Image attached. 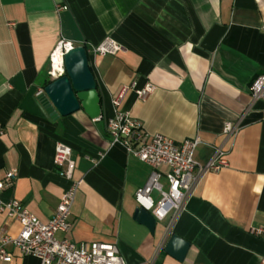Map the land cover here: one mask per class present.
Segmentation results:
<instances>
[{
	"label": "crops",
	"instance_id": "obj_1",
	"mask_svg": "<svg viewBox=\"0 0 264 264\" xmlns=\"http://www.w3.org/2000/svg\"><path fill=\"white\" fill-rule=\"evenodd\" d=\"M61 39L87 49L99 120L81 109L51 120L35 97L50 80L49 55ZM105 39L120 50L94 55ZM259 75L264 0H0V177L17 172L1 199L50 221L70 187L54 164L62 142L72 149L73 180L80 184L71 229L57 238L116 243L127 264H264V236L251 232L264 228V104L250 97ZM133 83L155 89L142 100ZM123 87L129 89L121 109L147 133L176 143L199 137L198 163L215 148L228 163L204 177L170 228L172 213L153 233L133 219L135 192L151 168L112 145L105 127ZM225 122L238 126L233 138L223 135ZM151 196L160 199L156 190ZM18 232L19 224L0 213V240ZM173 233L190 244L183 261L164 251ZM6 250L13 258L0 264H40L11 245Z\"/></svg>",
	"mask_w": 264,
	"mask_h": 264
},
{
	"label": "built area",
	"instance_id": "obj_2",
	"mask_svg": "<svg viewBox=\"0 0 264 264\" xmlns=\"http://www.w3.org/2000/svg\"><path fill=\"white\" fill-rule=\"evenodd\" d=\"M75 47L76 45L70 41L63 39L58 41L49 55L50 80L65 74L64 56ZM119 50L120 46L111 39H105L92 48L93 54L99 56L115 55ZM130 88L142 100L155 89L150 84L138 89L135 83ZM128 89L123 87L111 100L114 114L104 120L105 127L112 145H121L151 168L147 181L136 190L134 198L138 207L149 212L156 222L164 221L172 213L168 225L170 228L185 210L189 198L204 177L227 167L225 153L220 148H215L211 158L200 164L195 159V152L201 144L199 137L176 143L160 134L150 135L129 111L121 109L122 100ZM43 95L44 89L36 91L35 97L39 103ZM250 97L252 102L260 101L264 104V75H259L252 81ZM222 132L225 137L233 138L238 132V126L232 122H225ZM54 164L60 168L61 175L70 181V187L62 194L52 219L47 223L39 221L19 201L1 199L3 192L13 187L17 176L16 170H10L0 177V213H4L19 224V232L15 237L6 236L0 240V261L12 260V253L6 250V246L11 245L21 257H34L40 264H127L116 243L84 241L76 243L57 238V233H66L71 229L69 217L80 182L73 180L75 161L72 159V149L65 143H56ZM161 178L166 180L167 187L162 185ZM154 190L160 194L158 202L151 196ZM251 232L255 236H264L262 227L254 228Z\"/></svg>",
	"mask_w": 264,
	"mask_h": 264
},
{
	"label": "water",
	"instance_id": "obj_3",
	"mask_svg": "<svg viewBox=\"0 0 264 264\" xmlns=\"http://www.w3.org/2000/svg\"><path fill=\"white\" fill-rule=\"evenodd\" d=\"M65 74L50 80L44 87L40 107L51 120L69 116L80 109L92 120L101 116V97L97 90L95 76L90 67L89 55L84 46H76L64 56ZM133 219L145 226L151 233L156 227L155 218L146 210L137 208ZM190 244L172 234L165 245V253L183 261Z\"/></svg>",
	"mask_w": 264,
	"mask_h": 264
},
{
	"label": "trees",
	"instance_id": "obj_4",
	"mask_svg": "<svg viewBox=\"0 0 264 264\" xmlns=\"http://www.w3.org/2000/svg\"><path fill=\"white\" fill-rule=\"evenodd\" d=\"M48 83H50V80L47 78L46 81H45V83H44V87H45Z\"/></svg>",
	"mask_w": 264,
	"mask_h": 264
},
{
	"label": "rangeland",
	"instance_id": "obj_5",
	"mask_svg": "<svg viewBox=\"0 0 264 264\" xmlns=\"http://www.w3.org/2000/svg\"><path fill=\"white\" fill-rule=\"evenodd\" d=\"M45 78H46V76H45Z\"/></svg>",
	"mask_w": 264,
	"mask_h": 264
}]
</instances>
